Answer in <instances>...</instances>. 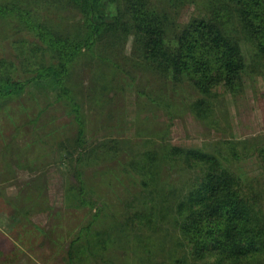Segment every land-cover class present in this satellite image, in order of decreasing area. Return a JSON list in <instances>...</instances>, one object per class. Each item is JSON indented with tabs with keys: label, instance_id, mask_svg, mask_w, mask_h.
Segmentation results:
<instances>
[{
	"label": "trees",
	"instance_id": "1",
	"mask_svg": "<svg viewBox=\"0 0 264 264\" xmlns=\"http://www.w3.org/2000/svg\"><path fill=\"white\" fill-rule=\"evenodd\" d=\"M187 1L192 0H0L1 22L10 21L17 30L35 37H15L13 57L0 58V105L29 82L55 77L61 96L71 102L77 123L73 139L60 145L67 148V155L77 152L79 161L84 156L89 158L101 144L90 150L83 147L80 105L65 81L83 51L96 46L105 54L107 48L117 53L131 40L132 64L175 85L188 81L198 95H182L183 106L202 121L217 122V112L227 115L224 95H237L244 90L243 72H264V0H199L203 13L175 25L173 12ZM51 9L58 10L57 17H65L62 23L54 22ZM74 12L80 15H74L76 22L73 19L68 26ZM242 41L253 49L249 62ZM22 71H29L30 75L22 79ZM97 78L95 86L102 85V77ZM260 136L226 139L223 144L227 145L213 150L162 144L160 148L137 152L127 164L139 174L144 188L127 201L123 222L115 216L111 224L107 212L102 218L94 214L102 227L92 228L93 222H88L83 233L71 240L69 260L73 257L72 248L82 237L87 250L96 243H124L125 248L129 238L136 236L132 243L135 253L153 243L157 224L170 217L180 236L174 238L175 249L182 248L179 257L172 249L171 255H176L172 264H264V178L245 182L234 166L255 155L264 173V142ZM119 142H104L105 154L132 149ZM166 166L189 172L181 184L186 188H177L181 189L178 193L167 195L172 187L157 185ZM73 175L79 185H68V204H88L85 195L89 187L84 184L81 170L75 169ZM147 190L154 191L153 198L160 195L159 201H150ZM38 194L29 192L32 199ZM130 223L138 224L133 235ZM144 225L154 231L143 234ZM145 257L151 264L150 257Z\"/></svg>",
	"mask_w": 264,
	"mask_h": 264
},
{
	"label": "rangeland",
	"instance_id": "2",
	"mask_svg": "<svg viewBox=\"0 0 264 264\" xmlns=\"http://www.w3.org/2000/svg\"><path fill=\"white\" fill-rule=\"evenodd\" d=\"M201 4L199 0L185 2L173 12L175 25L203 13ZM52 10L54 22L62 23L65 17H57L58 10ZM74 13L69 16L68 26L75 21L74 15H80ZM20 35L35 38L0 19V58L13 57L12 43ZM241 44L249 62L253 49L247 42ZM106 50L105 54L95 46L79 54L65 81L80 105L83 147L90 150L101 144L91 157L79 161L77 152L67 155V148L60 145L73 139L77 123L71 102L61 96L55 77L29 82L0 105V264H150L145 256L150 257L151 264H172L174 256H181L182 248L175 249L174 238L179 235L170 217L157 224L153 243L135 253L132 243L136 236L129 238L125 248L124 243H96L87 250L84 238H79L70 260L68 249L88 222H93L92 228L102 227L94 214L102 218L107 212L111 224L115 216L123 222L127 201L144 188L139 174L127 164L137 152L162 144L213 150L227 145L223 144L226 139L260 135L264 142V72H243L244 90L224 95L227 115L217 112V122L202 121L180 101L185 93L198 95L188 81L175 85L132 64L131 40H127L123 51ZM29 75V71H22L20 77ZM96 78L104 83L95 86ZM171 101L173 106L169 105ZM114 139L133 150L105 154L102 144ZM234 166L245 182L264 178L255 155ZM75 169L81 170L84 184L89 187L85 195L89 203L77 207L69 205L66 198L68 185H79L73 175ZM188 174L179 167L166 166L157 185L172 187L166 190L167 195L176 193L177 188H186L181 184ZM29 192L39 193L36 201ZM150 192L147 190L149 200L159 201L160 195L153 198L154 191ZM136 224H128L131 235L138 231ZM142 229L143 234L154 231L145 225ZM172 249L176 255H171Z\"/></svg>",
	"mask_w": 264,
	"mask_h": 264
},
{
	"label": "crops",
	"instance_id": "3",
	"mask_svg": "<svg viewBox=\"0 0 264 264\" xmlns=\"http://www.w3.org/2000/svg\"><path fill=\"white\" fill-rule=\"evenodd\" d=\"M1 253V252H0Z\"/></svg>",
	"mask_w": 264,
	"mask_h": 264
}]
</instances>
